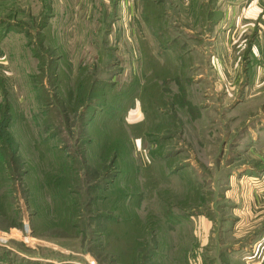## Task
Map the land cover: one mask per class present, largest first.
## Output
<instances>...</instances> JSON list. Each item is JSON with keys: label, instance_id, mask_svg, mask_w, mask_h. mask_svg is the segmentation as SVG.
<instances>
[{"label": "rangeland", "instance_id": "rangeland-1", "mask_svg": "<svg viewBox=\"0 0 264 264\" xmlns=\"http://www.w3.org/2000/svg\"><path fill=\"white\" fill-rule=\"evenodd\" d=\"M141 3L138 34L126 0H0L15 81L0 105V264H264V36L226 19L212 32L196 0H165L168 16ZM148 71L149 112L102 103ZM78 73L90 82L73 99ZM121 242L135 247L123 262L107 252Z\"/></svg>", "mask_w": 264, "mask_h": 264}, {"label": "crops", "instance_id": "crops-1", "mask_svg": "<svg viewBox=\"0 0 264 264\" xmlns=\"http://www.w3.org/2000/svg\"><path fill=\"white\" fill-rule=\"evenodd\" d=\"M149 1L152 7V2H156L160 6V8H163V11H160V15L168 16V11L166 8L165 0H144ZM193 0H186V3H184L189 12L190 7L192 6ZM198 1H201L199 4ZM231 2L232 5H228L227 9L222 8L221 3L222 0H196L197 5L195 4L194 8H191L194 13H197V15L200 16V19L202 21V24H208V17L212 16V20L216 21L214 25L209 26L211 31H216L218 28L222 26V23L227 20V23L229 27L233 26H239V29L241 28V32H251L254 28L258 27L261 31L260 37L264 36V0H243L246 1L245 3L242 0H228ZM242 1V2H240ZM235 2H239V4H236ZM138 0H126V6L128 7L129 12H131V16L133 15L134 21L136 22V27L133 29L134 32H137L138 34L141 32V22L143 23V27H145L148 31H150L149 25L146 24L143 17V9H142V3H141V11L140 7L137 6ZM246 4V7H240L237 8L238 5ZM197 6V7H196ZM130 8V9H129ZM157 8V6H155ZM159 8V9H160ZM182 8L184 9L183 5H180V10L182 12ZM147 14H155L156 12H152L150 9H148ZM186 12V11H185ZM184 12V13H185ZM159 13V11L157 12ZM239 14L238 18L237 15ZM143 16V17H142ZM236 17L234 20L233 18ZM238 21V22H237ZM210 23V22H209ZM145 25V26H144ZM152 28V27H151ZM251 30V31H250ZM153 31V30H152ZM15 32V31H12ZM246 35V34H245ZM9 34H5L4 36H0V80H3L4 87L9 91L12 90L11 86L15 85L14 81V72L12 68L9 65L8 57L6 54H8V51L5 52L3 40L7 38ZM138 38L137 44L138 46L143 45L144 46V40L147 41L146 45L150 46L149 48H152L151 42L148 38L143 37H136ZM157 38V37H156ZM141 39V41H140ZM151 51V50H150ZM154 50L152 51V53ZM254 52L258 55L257 52L260 53V74H259V80H260V86L261 91H264V40H260L259 43H257L254 46ZM215 60V59H214ZM13 73V74H12ZM9 88V89H8ZM3 95L0 87V97ZM30 257V256H29Z\"/></svg>", "mask_w": 264, "mask_h": 264}, {"label": "trees", "instance_id": "trees-1", "mask_svg": "<svg viewBox=\"0 0 264 264\" xmlns=\"http://www.w3.org/2000/svg\"><path fill=\"white\" fill-rule=\"evenodd\" d=\"M146 13H147V9H146ZM144 48L147 52V57L144 58V64H146L147 66L150 67V64L152 62L156 63V61H155L156 58H154V56L152 55V52L146 46V44H144ZM153 67H155V66H153ZM150 69H151V67H150ZM80 71H82V73H83L84 68H82ZM145 77L147 78L146 84H142V82L139 83L137 78H134L133 80L127 81L126 84L123 83L122 87L117 89L116 96H115L114 100H111V97L108 98V96L106 94H102L101 97H104V98L107 97L106 99H104L102 101V103L103 102L105 103V100H106L105 104L107 106H109L111 108L118 109L117 111H119L121 109L125 112L130 110V109L131 110L134 109L137 106V104L139 103L141 105V107L143 106L142 109L144 111L149 112V109L152 106H154V102H156V99H153L152 97L156 96L157 94L153 90H151V85L154 86V83L149 82L150 80H154V75H152L153 78H151L150 71H148L147 73H145ZM84 78H85V75H80L79 73H78V76L74 80L70 77V75L67 77L68 83L66 86L69 88V91L71 90L72 93L77 94V95L73 96V99H75V97H77L78 93H79V91H76L75 88H78V87L82 88L80 90V93L87 89V86L90 82V78H89V76H87L85 79ZM1 89L3 92V96H4V101H1L0 105H2V104L5 105L7 103V101H10V99L8 97L9 91L4 87V85H1ZM95 92H97V91H95ZM101 92L103 93L105 91L101 90ZM69 96H72V95L69 94ZM69 104H70V100L67 101V105H69ZM125 122H126V119H125ZM143 124H144V122H142L140 129L143 126H145ZM105 125L111 126L110 124H107V123ZM116 127H119V128H116ZM122 128L123 127L117 125V126H115L114 129L115 130L121 129L122 131H124ZM113 134H115V131L113 132ZM134 134H138V135H140V137L143 136L142 132L141 133L140 132H134ZM0 137H1V132H0ZM0 143L2 144V141ZM1 147H3V146H1ZM133 221L136 222L137 225H132L131 222H129V223H131L130 224L132 226L131 229L136 230V233L133 235L134 236L133 239H135L136 237H139L138 233L141 230L139 228L142 226L139 224L138 219H136V220L134 219ZM121 227H123L122 230L118 229V232H119L120 236L122 234L124 236L127 230H126L125 226H120V228ZM138 229H139V231H137ZM129 236H131V235H129ZM133 248L135 249V247L132 245H128L125 247V245L122 243L121 246L120 247L117 246V248L110 246L107 249V252L111 253L112 251H115V253H117V255H118L117 257L120 260V262H123L124 261V255H125L124 253H126V251H133L134 250Z\"/></svg>", "mask_w": 264, "mask_h": 264}]
</instances>
